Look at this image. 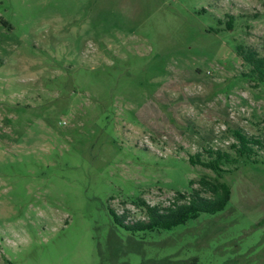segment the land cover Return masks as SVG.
<instances>
[{
	"label": "rangeland",
	"instance_id": "374dc122",
	"mask_svg": "<svg viewBox=\"0 0 264 264\" xmlns=\"http://www.w3.org/2000/svg\"><path fill=\"white\" fill-rule=\"evenodd\" d=\"M240 45L264 55V0H0V264H264V148H233L264 144V85ZM217 150L221 171L189 161ZM202 177L224 211L137 233L110 214Z\"/></svg>",
	"mask_w": 264,
	"mask_h": 264
},
{
	"label": "trees",
	"instance_id": "16d2710c",
	"mask_svg": "<svg viewBox=\"0 0 264 264\" xmlns=\"http://www.w3.org/2000/svg\"><path fill=\"white\" fill-rule=\"evenodd\" d=\"M228 28L229 30L233 28L232 21H229ZM237 54L244 64H247L250 68L249 74L244 76L264 85V55H260L254 49H246L241 45L237 47ZM234 134L237 144H234L233 148L240 157L250 159L256 153L254 146L264 148L263 142L258 139L247 137L239 131ZM209 154L212 160L208 162L202 161L200 155L191 156L189 161L192 165L199 164L213 171H221L225 161L230 163L229 154L227 153L217 150L209 151ZM254 162L259 163L257 160H254ZM194 184L195 181L190 182L191 186ZM198 184L200 190H193L190 194L178 192L177 197L164 207L150 205L142 198L137 199L133 203L143 210L145 219L130 221L125 214L118 215L113 209H110V214L115 223L130 232L137 233L172 230L187 224L189 221L199 219L202 214L215 215L224 211L232 196L231 187L226 183L207 177H202ZM205 193H209L210 197L203 196Z\"/></svg>",
	"mask_w": 264,
	"mask_h": 264
}]
</instances>
